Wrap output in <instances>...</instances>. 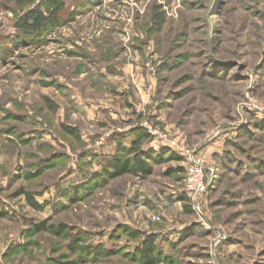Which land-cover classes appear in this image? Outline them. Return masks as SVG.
Listing matches in <instances>:
<instances>
[{
	"label": "rangeland",
	"instance_id": "374dc122",
	"mask_svg": "<svg viewBox=\"0 0 264 264\" xmlns=\"http://www.w3.org/2000/svg\"><path fill=\"white\" fill-rule=\"evenodd\" d=\"M41 1L0 2V264H147V239L154 264H264V0H66L23 32ZM139 131L167 153L114 177Z\"/></svg>",
	"mask_w": 264,
	"mask_h": 264
},
{
	"label": "trees",
	"instance_id": "16d2710c",
	"mask_svg": "<svg viewBox=\"0 0 264 264\" xmlns=\"http://www.w3.org/2000/svg\"><path fill=\"white\" fill-rule=\"evenodd\" d=\"M37 0H0V2L5 3H13L17 6L21 7H32ZM66 0H42L39 5L33 7L22 18L19 19L18 27L25 33H29L30 35H34L36 33L41 32L43 29L49 26H57L59 22V18L61 13L64 10ZM158 20L157 24L159 26L161 19L156 17ZM66 131L69 134H73V131ZM148 135L139 131L133 134V140L131 142V146L129 149L122 148V150L127 155L135 156V160L125 159L124 161H120L112 164L113 176L121 177L125 174H138V175H149L151 173V167L149 164L145 162V159H151L152 161H156L155 157H161L160 155L167 153L166 151H161L156 155L153 150L144 151L142 149L145 141H147ZM172 160H177L178 158L171 154ZM162 160V158L157 161ZM147 161V160H146ZM180 172L183 169H179ZM183 199V198H182ZM26 200L30 207L35 210H39L40 206L36 203L34 198L30 194H26ZM34 230L39 233L42 231H48L50 233L61 235L63 234V229L59 227L57 230L53 231L52 226H46L45 223H41L36 225ZM154 251V240L147 239L143 244L141 249L138 251V254L146 260L147 264H154L155 261L152 258V252ZM102 255H108V252L101 251L98 252Z\"/></svg>",
	"mask_w": 264,
	"mask_h": 264
},
{
	"label": "built area",
	"instance_id": "2783aa9c",
	"mask_svg": "<svg viewBox=\"0 0 264 264\" xmlns=\"http://www.w3.org/2000/svg\"><path fill=\"white\" fill-rule=\"evenodd\" d=\"M205 163L204 159L197 156L195 152L189 153L186 158L185 186L187 193L192 196L196 208L199 198L208 189L205 180Z\"/></svg>",
	"mask_w": 264,
	"mask_h": 264
}]
</instances>
